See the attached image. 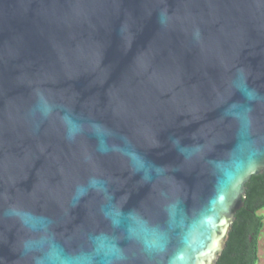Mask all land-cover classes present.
Listing matches in <instances>:
<instances>
[{"label":"water","instance_id":"1","mask_svg":"<svg viewBox=\"0 0 264 264\" xmlns=\"http://www.w3.org/2000/svg\"><path fill=\"white\" fill-rule=\"evenodd\" d=\"M263 171L264 0H0V264H216Z\"/></svg>","mask_w":264,"mask_h":264},{"label":"trees","instance_id":"2","mask_svg":"<svg viewBox=\"0 0 264 264\" xmlns=\"http://www.w3.org/2000/svg\"><path fill=\"white\" fill-rule=\"evenodd\" d=\"M244 205L237 211L225 249L216 264H257L259 237L264 226V171L246 183Z\"/></svg>","mask_w":264,"mask_h":264},{"label":"rangeland","instance_id":"3","mask_svg":"<svg viewBox=\"0 0 264 264\" xmlns=\"http://www.w3.org/2000/svg\"><path fill=\"white\" fill-rule=\"evenodd\" d=\"M259 214L263 217L264 221V209H261ZM257 264H264V226L259 237V260Z\"/></svg>","mask_w":264,"mask_h":264},{"label":"snow or ice","instance_id":"4","mask_svg":"<svg viewBox=\"0 0 264 264\" xmlns=\"http://www.w3.org/2000/svg\"><path fill=\"white\" fill-rule=\"evenodd\" d=\"M181 259H183V258H181Z\"/></svg>","mask_w":264,"mask_h":264}]
</instances>
